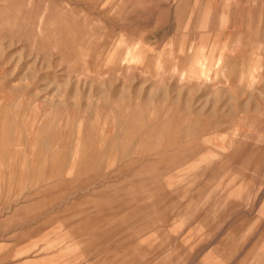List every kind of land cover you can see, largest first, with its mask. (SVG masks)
Wrapping results in <instances>:
<instances>
[{"label": "rangeland", "instance_id": "374dc122", "mask_svg": "<svg viewBox=\"0 0 264 264\" xmlns=\"http://www.w3.org/2000/svg\"><path fill=\"white\" fill-rule=\"evenodd\" d=\"M29 260L264 264V0H0V264Z\"/></svg>", "mask_w": 264, "mask_h": 264}, {"label": "crops", "instance_id": "0c3cea01", "mask_svg": "<svg viewBox=\"0 0 264 264\" xmlns=\"http://www.w3.org/2000/svg\"><path fill=\"white\" fill-rule=\"evenodd\" d=\"M240 255H241V256H243V254H240ZM29 261H30V260H29ZM233 261H235V260H233ZM27 263H28V264H36V261H32V262H31V261H30V262H26V264H27Z\"/></svg>", "mask_w": 264, "mask_h": 264}]
</instances>
